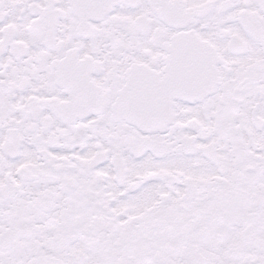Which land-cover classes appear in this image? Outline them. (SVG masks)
<instances>
[{"label": "snow or ice", "instance_id": "6c2138e0", "mask_svg": "<svg viewBox=\"0 0 264 264\" xmlns=\"http://www.w3.org/2000/svg\"><path fill=\"white\" fill-rule=\"evenodd\" d=\"M0 264H264V0H0Z\"/></svg>", "mask_w": 264, "mask_h": 264}]
</instances>
